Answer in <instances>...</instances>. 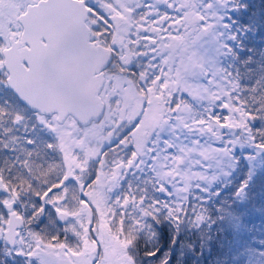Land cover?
Masks as SVG:
<instances>
[{"label":"snow or ice","instance_id":"1","mask_svg":"<svg viewBox=\"0 0 264 264\" xmlns=\"http://www.w3.org/2000/svg\"><path fill=\"white\" fill-rule=\"evenodd\" d=\"M247 7L0 0V264H143L161 218L211 219L240 150L243 196L264 168Z\"/></svg>","mask_w":264,"mask_h":264},{"label":"trees","instance_id":"2","mask_svg":"<svg viewBox=\"0 0 264 264\" xmlns=\"http://www.w3.org/2000/svg\"><path fill=\"white\" fill-rule=\"evenodd\" d=\"M244 2L248 7L241 22H247L251 29L243 36L245 51L264 49V0ZM236 15L239 17L241 13ZM237 155L240 164L232 177L213 185L204 200L211 219L197 224L191 213L179 223L161 218L153 224L155 235L146 246L141 245L142 253L156 250V256L142 255L143 264H245V260L251 264L248 254L264 244V168L255 171L257 176L238 198L234 191L248 174L249 163L244 151H238ZM238 249L247 252L245 259L240 257Z\"/></svg>","mask_w":264,"mask_h":264},{"label":"rangeland","instance_id":"3","mask_svg":"<svg viewBox=\"0 0 264 264\" xmlns=\"http://www.w3.org/2000/svg\"><path fill=\"white\" fill-rule=\"evenodd\" d=\"M249 151L251 149H248ZM243 151V150H241ZM248 162V161H247ZM249 163V162H248ZM237 168V167H235ZM261 169V168H258L257 171ZM254 174V173H253ZM252 174V175H253ZM256 172L255 174L252 176L253 177H256ZM228 181V180H226ZM248 198V197H247ZM242 203V202H241ZM240 223V222H239ZM241 224V223H240ZM264 236V235H263ZM260 239V238H259ZM260 249L256 250L255 249V252L253 251H250V253L248 254V257L251 258V264H264V244L261 245V247H259ZM239 251L240 253V257H243L245 259V257L247 256V252H243L244 250H240L238 249L237 252ZM234 254L237 256L238 254L236 252H234ZM250 261L249 260H245V264H248Z\"/></svg>","mask_w":264,"mask_h":264}]
</instances>
